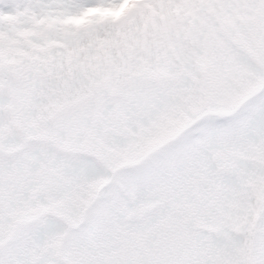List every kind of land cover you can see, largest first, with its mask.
<instances>
[{"label": "rangeland", "instance_id": "1", "mask_svg": "<svg viewBox=\"0 0 264 264\" xmlns=\"http://www.w3.org/2000/svg\"><path fill=\"white\" fill-rule=\"evenodd\" d=\"M102 2L4 0L7 6L25 12L23 22H9L16 26L0 38V264H49L52 254H58L66 225L59 216L44 210H58L63 182L75 184L74 179L81 176L77 163L93 160L90 153L79 155L81 148L86 150L91 144L93 130L99 132L101 160L113 164V155L119 164L128 146L143 154L147 150L140 147L144 141L148 140L149 147L164 140L193 120L194 111L197 116L204 112L209 115L153 154V165L145 167L146 175L168 201L152 210L147 219L131 215L125 221L111 218L115 227L111 233H104L103 241L137 242L138 246L128 251L141 260L143 253L153 250L156 240L168 235L173 218L179 217L190 225L187 232L192 241V264H236L239 253L251 264L246 255L252 248L254 252L262 248L259 231L254 246L253 234L243 237V248L213 233L216 228L210 197L219 195L220 183L232 174L217 159L214 161L213 155L222 160L228 147L241 154H254L251 141L264 135V94L243 103L226 126L214 122L218 113H210L238 109L251 90L262 86L264 73L258 77L257 69L250 67L257 58L258 64H264V0H123L126 15L119 21L97 25L86 45L66 50L59 46L41 49L34 43L56 35L46 24L39 25L38 18L55 19ZM221 24L234 35L222 32ZM242 34L253 50L241 51L245 70L234 71L233 77L242 80L236 85L226 80L225 62L236 55L237 44L232 42ZM208 63L213 66V79L206 92L201 68ZM190 73H195L196 79ZM156 75L160 95L145 107L147 94L138 81ZM17 81L39 84L42 94L36 96L39 89H35L14 113L15 106L11 108L9 101L8 109L5 107L6 90ZM225 85L229 89L219 93L217 90ZM60 87L66 103L89 98L99 108L96 120H86L95 123H86L72 137L53 128L49 121V114L60 109L53 106L61 96ZM15 123L32 135L19 136ZM117 130L126 144L112 140ZM244 162L252 166V162ZM16 169L27 174L22 188L7 184L8 175ZM44 177L48 182L49 178L54 180L46 192L56 205L42 201L47 182L40 180ZM126 188L136 193L132 186Z\"/></svg>", "mask_w": 264, "mask_h": 264}, {"label": "flooded vegetation", "instance_id": "2", "mask_svg": "<svg viewBox=\"0 0 264 264\" xmlns=\"http://www.w3.org/2000/svg\"><path fill=\"white\" fill-rule=\"evenodd\" d=\"M14 84L15 86H8V90H6L7 104L5 105L7 108L9 101L11 108L15 106L14 113L19 110V105L22 100L26 99V96L30 97L35 93V89H39L36 96L40 97L42 94V89L37 83L17 81ZM49 89H51V86H49ZM62 91L61 88L59 101L53 105L55 107L59 106L60 109L65 108L68 104ZM53 98L55 101V95ZM149 101L145 102V107H147ZM60 109L57 108L49 114V121L52 115ZM17 118H20V116H17ZM39 118L43 119L42 116ZM94 123L90 122L88 124L93 125ZM15 126L19 136L27 138L32 135L31 132L23 130V126L19 123H15ZM52 127L56 129L53 125ZM56 130L64 135L66 134L63 130ZM80 130V128L74 130L70 136H74ZM92 133L94 137L91 144L86 145V150L81 148L79 155L82 157L84 152L90 153L93 160L77 163L78 171L81 169L79 171L81 176L74 179L75 184L68 180L63 182L62 195L58 205L49 198L46 192V188L50 191L54 180L49 178L48 182L47 177L40 180L41 182L43 180L47 182V185L43 186L45 192L41 197L42 201L49 202L48 206L55 204L58 207V210L48 208L44 212L59 216L66 225L58 254H52L48 262L49 264H139L141 260L134 255V252L130 253L128 251L129 248H136L138 246L137 242L134 245L130 242L116 244L108 242L106 244L103 237L104 233H111L115 227V223L111 222V218L116 217L125 221L131 215L136 218L141 216L147 219L148 215L152 214V210L154 211L156 207L162 204L164 199L161 190L155 185L152 178L146 175L145 171V167L153 165V161L149 160L150 157H142L137 162V159L143 154L139 155L137 148L132 146L127 147L125 159L119 164H117L118 160L115 156L111 155L113 164H117L113 166V164L101 160L99 156V132L93 130ZM120 133L121 131L117 130L116 136L120 137ZM34 134L37 135L35 132ZM116 136L112 135V140L118 139L121 143L122 140ZM138 142L140 141L138 140ZM146 146L144 141L140 147L144 148ZM117 168L120 169L116 170ZM121 171L125 172L123 176H119ZM84 176L85 180L82 181ZM26 179L27 174L16 169L8 175L7 184H14L16 188H22ZM126 185L132 186L136 193L129 192L130 188H126ZM149 207L151 208L150 212ZM177 220H179V217L173 218L172 221L175 222L169 227L170 233L173 232L175 227H179ZM188 242L191 243V241ZM113 258L117 260L112 261Z\"/></svg>", "mask_w": 264, "mask_h": 264}, {"label": "snow or ice", "instance_id": "3", "mask_svg": "<svg viewBox=\"0 0 264 264\" xmlns=\"http://www.w3.org/2000/svg\"><path fill=\"white\" fill-rule=\"evenodd\" d=\"M25 10L9 7L0 0V38L6 31H11L15 21L23 22ZM127 9L123 0H103L91 7H80L77 11H69L58 18H38L39 25L54 30L56 35L38 38L34 41L41 49L50 46L75 50L78 44H87L97 25L108 20L119 21L126 15ZM34 34V33H29ZM229 89L225 85L217 91L223 93ZM231 113L221 109L214 117V122L226 126ZM253 155L244 154L245 160H251L252 166L239 164L237 160L232 174L220 183L219 195L210 197L211 213L215 228L219 235L235 247H243L245 235L251 236L257 229L261 233L264 245V135H259L250 143ZM215 183V181H214ZM231 264V262H229ZM239 264V262H236Z\"/></svg>", "mask_w": 264, "mask_h": 264}, {"label": "water", "instance_id": "4", "mask_svg": "<svg viewBox=\"0 0 264 264\" xmlns=\"http://www.w3.org/2000/svg\"><path fill=\"white\" fill-rule=\"evenodd\" d=\"M145 85L150 93L156 89V84L152 81L146 82ZM96 115L97 108L90 104L88 99H83L68 105L65 109L54 114L52 124L67 133H72L77 126H80L86 120L95 118ZM186 255L187 252L182 248V238L179 234L174 236L157 253L148 257L144 264H181Z\"/></svg>", "mask_w": 264, "mask_h": 264}, {"label": "trees", "instance_id": "5", "mask_svg": "<svg viewBox=\"0 0 264 264\" xmlns=\"http://www.w3.org/2000/svg\"><path fill=\"white\" fill-rule=\"evenodd\" d=\"M260 65H261L260 66L261 69L264 70V64H260ZM193 77L196 79L195 74L193 75ZM213 233L217 234V230H214ZM260 253L261 254H259V256H258V263L263 264L264 263V245H262V249L260 250ZM244 257H245L244 255H240L241 259L244 258Z\"/></svg>", "mask_w": 264, "mask_h": 264}]
</instances>
